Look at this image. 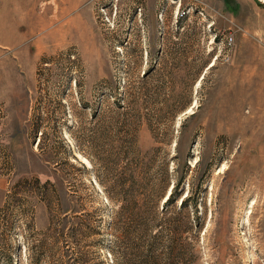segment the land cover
I'll use <instances>...</instances> for the list:
<instances>
[{"label":"rangeland","instance_id":"obj_1","mask_svg":"<svg viewBox=\"0 0 264 264\" xmlns=\"http://www.w3.org/2000/svg\"><path fill=\"white\" fill-rule=\"evenodd\" d=\"M129 169L138 198L159 196L160 264L175 222L186 230L173 264H264V0H0V247L12 264H109L93 242L112 232L98 189ZM46 181L75 210L49 212ZM62 217L86 226L73 243L52 241Z\"/></svg>","mask_w":264,"mask_h":264},{"label":"trees","instance_id":"obj_2","mask_svg":"<svg viewBox=\"0 0 264 264\" xmlns=\"http://www.w3.org/2000/svg\"><path fill=\"white\" fill-rule=\"evenodd\" d=\"M123 141L126 143L125 145L127 148L132 143L131 137L129 136L125 137ZM138 161L139 159L137 156L131 160L133 163H137ZM121 173H125L127 176L117 178L114 181V185L110 188L101 186V188L98 189V192L103 195L104 202L110 206L112 220L109 225L112 232L110 233V237L104 242L101 237L93 239V242L98 245L105 244L104 249L109 264H160V253H158L157 250L161 248L157 241V238H159L157 229L161 227L162 223L150 222L155 216L153 208L157 206L159 196H156V201H152L149 196L138 198L136 188H134L132 184H126L129 176L133 175L132 169H129V174L126 173L125 170ZM97 181L100 182L99 180ZM45 184H49V188L45 187V208L49 212L56 211L66 214V212L70 210H75L77 205L75 206L73 204L75 202L72 201L71 198H67L65 194L62 197L59 196V194L56 196L55 192L57 193V189L53 187L49 181H46ZM165 184L166 183L159 187L160 190L161 188L163 190ZM171 196L170 192L164 199L161 205V214L166 211L172 199ZM180 205H182V200H180ZM122 215L126 218L128 225L121 230V234H116V218ZM165 225V230L171 234L168 240L169 248L165 253L166 259L169 261L168 264H173L176 261H181L180 242H178L176 233L181 234L183 230H186V226L185 223L180 222L167 223ZM56 226L54 227L55 237L50 234L54 243L60 242L62 239L59 240L58 238L60 236H65V234L70 238V242L73 243L75 241L74 238H71L73 233H78L82 228L86 227L82 222H78L74 225L72 223L69 224L65 221V217L59 218L56 221ZM181 226H183V228H181ZM82 235L85 236V234ZM63 241L66 242V239L63 238ZM53 247V245H45L46 257L50 256L48 253L52 251ZM10 248L9 246L0 247V262L12 264V254L9 252ZM60 254L62 256H68L67 250L62 251ZM161 254H163V252H161ZM173 260H175V262H173ZM61 264H71V262L66 260Z\"/></svg>","mask_w":264,"mask_h":264},{"label":"built area","instance_id":"obj_3","mask_svg":"<svg viewBox=\"0 0 264 264\" xmlns=\"http://www.w3.org/2000/svg\"><path fill=\"white\" fill-rule=\"evenodd\" d=\"M227 40L230 41L231 40V36H227Z\"/></svg>","mask_w":264,"mask_h":264},{"label":"bare ground","instance_id":"obj_4","mask_svg":"<svg viewBox=\"0 0 264 264\" xmlns=\"http://www.w3.org/2000/svg\"><path fill=\"white\" fill-rule=\"evenodd\" d=\"M85 162L87 163V161L85 160Z\"/></svg>","mask_w":264,"mask_h":264}]
</instances>
